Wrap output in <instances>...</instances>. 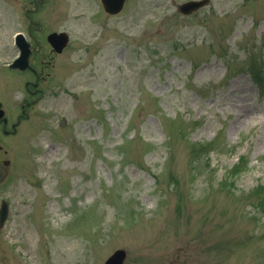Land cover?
Wrapping results in <instances>:
<instances>
[{
  "label": "rangeland",
  "instance_id": "374dc122",
  "mask_svg": "<svg viewBox=\"0 0 264 264\" xmlns=\"http://www.w3.org/2000/svg\"><path fill=\"white\" fill-rule=\"evenodd\" d=\"M191 1L0 0V264H264V0Z\"/></svg>",
  "mask_w": 264,
  "mask_h": 264
},
{
  "label": "water",
  "instance_id": "95a60500",
  "mask_svg": "<svg viewBox=\"0 0 264 264\" xmlns=\"http://www.w3.org/2000/svg\"><path fill=\"white\" fill-rule=\"evenodd\" d=\"M126 0H103L107 13L111 15L119 14L125 5ZM209 4V0L201 2H190L181 7V11L185 14H191L204 8ZM51 44L57 52L61 53L69 43V36L66 34L52 35L49 38ZM18 46L22 52L21 57L17 60L13 68L25 69L27 67L28 59L31 55L30 45L25 41L24 36L20 35L18 38ZM7 178V171L0 167V184ZM9 205L4 202L0 213V227L2 228L8 218ZM127 258V253L124 250L117 251L105 264H124Z\"/></svg>",
  "mask_w": 264,
  "mask_h": 264
},
{
  "label": "flooded vegetation",
  "instance_id": "af4514ba",
  "mask_svg": "<svg viewBox=\"0 0 264 264\" xmlns=\"http://www.w3.org/2000/svg\"><path fill=\"white\" fill-rule=\"evenodd\" d=\"M27 37V36H26ZM30 40H31V42L32 41H34L35 43H36V45L38 44V41H37V39H35L34 40V38L33 39H31L30 38ZM33 43V42H32ZM32 48L34 49V45L32 44ZM39 48H40V46H39ZM35 70H37V69H35ZM32 72L34 73V74H36V71H33L32 70ZM24 114V113H23ZM0 125H2L4 128H3V134L5 135V136H10L11 134L12 135H16V133H10L9 131H8V128H9V121H10V117H9V113H8V111L7 110H5V112H3V113H1L0 114ZM20 122H22V121H20ZM12 128L16 131V129H17V127H15L14 125H12Z\"/></svg>",
  "mask_w": 264,
  "mask_h": 264
}]
</instances>
